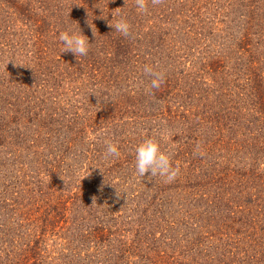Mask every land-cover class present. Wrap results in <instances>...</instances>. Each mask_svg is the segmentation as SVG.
Segmentation results:
<instances>
[{"label":"trees","instance_id":"16d2710c","mask_svg":"<svg viewBox=\"0 0 264 264\" xmlns=\"http://www.w3.org/2000/svg\"><path fill=\"white\" fill-rule=\"evenodd\" d=\"M0 264H264V0H0Z\"/></svg>","mask_w":264,"mask_h":264},{"label":"clouds","instance_id":"9594fccd","mask_svg":"<svg viewBox=\"0 0 264 264\" xmlns=\"http://www.w3.org/2000/svg\"><path fill=\"white\" fill-rule=\"evenodd\" d=\"M153 2H156V0H153ZM135 5L139 14L148 13V0H135ZM111 27L122 36L129 37L132 34V25L125 15H120V18ZM58 40L62 45V53L70 52L75 57L86 56L92 44L89 42L88 37L82 34L81 29L77 32L71 28H66L59 33ZM143 73L150 78L149 94H152V90L159 89L164 83L165 72L163 70H156L153 66L145 64ZM104 143L106 144L105 159L120 155L116 143L111 140H105ZM195 154L201 157L204 155L199 145H197ZM134 167L135 173L139 177L150 180L158 176L168 183L174 181L180 172L179 166L173 165L172 156L161 149L160 142L154 137H146L135 146Z\"/></svg>","mask_w":264,"mask_h":264}]
</instances>
